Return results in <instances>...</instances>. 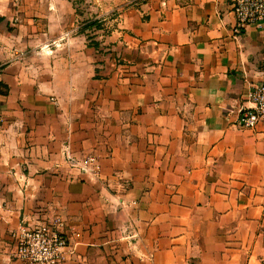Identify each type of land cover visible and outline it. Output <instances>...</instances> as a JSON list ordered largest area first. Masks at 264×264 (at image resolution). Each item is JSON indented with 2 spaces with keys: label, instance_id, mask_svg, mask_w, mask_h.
<instances>
[{
  "label": "crops",
  "instance_id": "0c3cea01",
  "mask_svg": "<svg viewBox=\"0 0 264 264\" xmlns=\"http://www.w3.org/2000/svg\"><path fill=\"white\" fill-rule=\"evenodd\" d=\"M115 8L104 57L70 29L87 8L0 0V264H30L12 234L54 213L63 264H264V123L238 122L264 29L238 28L229 0H105L97 17ZM21 16L39 23L9 31ZM67 148L96 152L97 177Z\"/></svg>",
  "mask_w": 264,
  "mask_h": 264
},
{
  "label": "built area",
  "instance_id": "2783aa9c",
  "mask_svg": "<svg viewBox=\"0 0 264 264\" xmlns=\"http://www.w3.org/2000/svg\"><path fill=\"white\" fill-rule=\"evenodd\" d=\"M237 18V27L256 25L264 29V0H229ZM249 106L240 110L238 122L252 128L264 123V67L260 81L251 87ZM64 160L72 168L96 178L100 172L99 155L95 152L75 156L67 148ZM66 220L57 213L38 222H22L13 232L12 257L30 264H63L73 253L65 231Z\"/></svg>",
  "mask_w": 264,
  "mask_h": 264
},
{
  "label": "rangeland",
  "instance_id": "374dc122",
  "mask_svg": "<svg viewBox=\"0 0 264 264\" xmlns=\"http://www.w3.org/2000/svg\"><path fill=\"white\" fill-rule=\"evenodd\" d=\"M72 1H74L75 4L77 3L79 5L80 9H81V7L84 9L87 8L86 10H87V14H88L87 15L88 20H97L98 24H100V26H94V27L86 29L84 31V33L87 36V40L89 42L93 43V41H97L99 43V46L96 48L97 53H99L100 55L105 57V52H107V50H105V46H107L105 43L111 42L110 41L111 38L108 37V34L111 33V31L114 29L113 24L114 25L117 24L115 22H112V23L109 22L108 18L117 14L118 8H115L114 10H111L108 13H104L101 16L97 17V15L101 14V12H102L101 11V3L103 4V2H105V0H72ZM120 7H122V6H120ZM103 12H105V11H103ZM22 17L23 16H21L20 17L21 19L19 18L20 20H18L17 22L9 21L7 24V27L4 23V26L2 25V27H6L9 31H12L16 28H18V29L23 28L24 29V26L22 27L21 25H27V24L35 25V24L39 23V22H35V21H27L26 22L23 20ZM88 20L80 19L79 21H75L74 25H71L70 29L76 28L77 31L81 30L82 28H84L85 22H87ZM16 23H18L19 25L16 26L15 25ZM104 60H105V58H104ZM99 161H100V156H99ZM100 168H101V164H100Z\"/></svg>",
  "mask_w": 264,
  "mask_h": 264
},
{
  "label": "trees",
  "instance_id": "16d2710c",
  "mask_svg": "<svg viewBox=\"0 0 264 264\" xmlns=\"http://www.w3.org/2000/svg\"><path fill=\"white\" fill-rule=\"evenodd\" d=\"M3 17H0V20H2ZM94 26H100V24H98L97 20H88L87 22H85L84 28H82V31H85L88 28L94 27ZM90 45L94 46L95 48H97L99 46V43L97 41H93L90 42Z\"/></svg>",
  "mask_w": 264,
  "mask_h": 264
}]
</instances>
